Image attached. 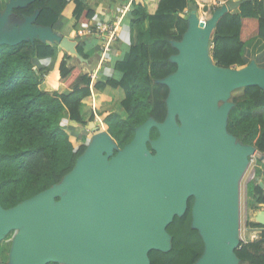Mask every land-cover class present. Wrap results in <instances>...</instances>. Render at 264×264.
<instances>
[{
  "label": "water",
  "instance_id": "water-1",
  "mask_svg": "<svg viewBox=\"0 0 264 264\" xmlns=\"http://www.w3.org/2000/svg\"><path fill=\"white\" fill-rule=\"evenodd\" d=\"M34 1L9 0L0 13V46L57 43L77 64H89L76 50L80 39L36 25L37 12L13 14ZM239 4L227 1L200 25L191 11L180 41H170L176 71L161 80L168 88L161 123L144 122L121 150L91 123L94 138L59 184L13 208L0 205V242L18 231L7 264H149L150 251L170 250L166 228L185 213L189 198L191 227L204 245L195 264H239V183L250 158L258 154L262 162L264 154L226 131L235 105L229 99L241 88L264 91V68L254 60L222 68L208 54L218 20ZM253 220L264 227V210Z\"/></svg>",
  "mask_w": 264,
  "mask_h": 264
},
{
  "label": "trees",
  "instance_id": "trees-1",
  "mask_svg": "<svg viewBox=\"0 0 264 264\" xmlns=\"http://www.w3.org/2000/svg\"><path fill=\"white\" fill-rule=\"evenodd\" d=\"M69 2L75 5L72 29L78 32L96 14L83 0H36L13 10V14L22 19L37 12L35 24L53 29ZM132 5L126 21L131 33L130 45L125 47L121 58L111 63L113 76L92 84L95 95L107 89L122 92L116 110L93 112L90 100L86 104L91 98V77L64 52L57 71L59 82L68 92H46L40 88L44 71L34 69L35 61L56 58L57 43L25 41L12 47L0 46V205L3 209L13 208L59 184L85 152L84 140L79 142L73 130L60 123L62 115L77 127V133L96 122L97 115L118 150L131 142L135 130L147 120L161 123L165 119L168 88L161 80L176 71L169 58L177 51L170 41H180L187 27L186 13L191 6L195 8V2L158 0L153 14L147 13L144 0ZM256 38L259 41L255 47L264 50V0H240L233 12L224 14L217 22L210 40L212 61L222 68L244 66L243 49ZM76 50L86 60L92 56V52H85L81 46ZM229 101L235 107L228 114L226 131L241 144L253 146L264 154V115L251 114L264 108V91L258 87L237 89ZM157 137V130L152 128L150 139ZM254 166L253 178L246 186L250 213L264 209L261 188L264 165L256 160ZM192 205L193 198H189L185 213L174 217L166 228L170 250L150 251L149 264H195L202 256L203 242L191 227ZM250 213L245 227L246 243H239L235 255L241 264H264V227L249 218Z\"/></svg>",
  "mask_w": 264,
  "mask_h": 264
},
{
  "label": "crops",
  "instance_id": "crops-1",
  "mask_svg": "<svg viewBox=\"0 0 264 264\" xmlns=\"http://www.w3.org/2000/svg\"><path fill=\"white\" fill-rule=\"evenodd\" d=\"M8 2L9 0H0V13L4 11L5 6L8 4ZM83 2L86 3L96 14L95 17L87 25H82L80 27V30L82 31L81 34L80 30L77 32L72 29V12L75 7L73 2H69V4L65 7L59 19V22L54 26L52 31L61 37H67L68 39L72 40L80 39L81 41L78 46H81V48L85 52H92V56L88 60L89 64L84 66H81L79 64L78 65L85 69V72L89 73V75L95 74V81H98L101 78H110L113 76L111 63L114 60L121 58L125 47L129 46L131 42L130 29L126 23L129 15L126 16L125 20L118 28L120 29V32H117L116 38L111 43L110 51L108 52V54H106L104 59L101 58L103 37L97 38L94 36L85 35V31L88 29H97L104 26L111 27L118 21L120 10L124 6H126L127 4L132 5L133 2L137 3L139 2V0H83ZM157 3L158 0H144V4L147 6V13L153 14L157 8ZM257 41H259V39L256 38L246 44L243 49L242 57L245 65L249 64L251 60H254L258 67L264 68V50H262L260 47H255ZM62 54L63 51L59 48L56 58H46L35 61L34 69H36L37 71L42 69L44 71L40 83V88L43 91L57 92L61 94L68 92L63 84L59 82V74L57 71L58 63L60 58L62 57ZM72 63L76 62L73 61ZM93 96H95V94H93ZM251 114L264 115V108L253 110L251 111ZM95 118H97L96 115ZM69 127V130H73L74 135H77L79 132H81L79 131L77 133L78 129L75 125L69 123ZM249 181L247 180L246 184H248ZM243 231H245V227L243 228ZM245 233L246 232L243 233V237L245 236ZM239 264L241 263L239 262Z\"/></svg>",
  "mask_w": 264,
  "mask_h": 264
},
{
  "label": "rangeland",
  "instance_id": "rangeland-1",
  "mask_svg": "<svg viewBox=\"0 0 264 264\" xmlns=\"http://www.w3.org/2000/svg\"><path fill=\"white\" fill-rule=\"evenodd\" d=\"M229 1V0H228ZM232 1H240V0H232ZM195 2V8L191 6L190 11L186 13V18H188L189 14L191 11H195L196 16L199 18H202L203 20H207L209 16L215 11L217 6H212L211 3L209 4H204L203 7L201 8L200 5H198ZM215 3V2H214ZM235 10L232 9L231 12ZM209 56H211V51H210V42H209ZM122 97V92L120 90H110L107 89L101 94H96L93 98H90L86 101V104H89L90 100V106L93 112L96 114L99 110H106V111H111V110H116L118 109V102ZM222 102L219 103V106H221ZM97 116V115H96ZM93 125L100 126L101 129H105L104 125L102 124L101 119L97 116L95 118ZM60 123L65 126L67 129H70L69 123L67 119L62 115L60 117ZM97 123V124H96ZM94 134L90 131V128L83 129L81 132H79L77 135L75 134L76 138L81 142L84 140V143L86 145H89L92 139L94 138ZM73 142H75V139H72ZM259 155L256 154L255 156L251 157V161L243 174L242 178L240 179L239 183V207H240V232L241 234L244 233L243 228H244V221L247 217V212L250 213L249 209L247 208V196H246V183L247 180H251L254 175V164L255 161L258 160ZM262 164L264 165V161H262ZM255 213V212H254ZM250 213L249 218L252 217L253 219V214ZM18 231H12L10 232L1 242H0V264H7L9 262V254H10V249L13 246V242L15 240V237L17 236ZM64 264V263H62Z\"/></svg>",
  "mask_w": 264,
  "mask_h": 264
},
{
  "label": "built area",
  "instance_id": "built-area-1",
  "mask_svg": "<svg viewBox=\"0 0 264 264\" xmlns=\"http://www.w3.org/2000/svg\"><path fill=\"white\" fill-rule=\"evenodd\" d=\"M196 3L198 5L201 6V8L203 7L204 4H209L211 3L212 6H217L220 7L221 5L225 4L227 1L224 0H195ZM215 2V3H214ZM133 10V6L131 4H127L126 6H124L121 10H120V16L118 21L112 25L111 27H99L97 29H88L85 31V35H90V36H94V37H103V45H102V49H101V58L104 59L106 54H108V52L110 51V46L111 43L114 41V39L117 36V30L118 28L121 26V24L123 23V21L125 20L127 15H130V13ZM91 84L89 86L90 91H91V96L92 98L94 97L92 94V84L95 81L96 75L95 74H91ZM251 161V159H250ZM250 163V162H249ZM264 208V206L262 207ZM263 210V209H261ZM260 211V210H259ZM248 219V212H247V218L244 221V227H246V221ZM247 232V228H245V231ZM257 238V237H256ZM240 242L246 243L245 239L243 237V234H241L240 232Z\"/></svg>",
  "mask_w": 264,
  "mask_h": 264
},
{
  "label": "bare ground",
  "instance_id": "bare-ground-1",
  "mask_svg": "<svg viewBox=\"0 0 264 264\" xmlns=\"http://www.w3.org/2000/svg\"><path fill=\"white\" fill-rule=\"evenodd\" d=\"M202 22L205 23V20H203L202 18H199L198 19V25H200ZM117 32L119 33L120 32V29L117 30ZM251 62V61H250ZM239 72V71H238ZM100 131H103L102 129Z\"/></svg>",
  "mask_w": 264,
  "mask_h": 264
},
{
  "label": "clouds",
  "instance_id": "clouds-1",
  "mask_svg": "<svg viewBox=\"0 0 264 264\" xmlns=\"http://www.w3.org/2000/svg\"><path fill=\"white\" fill-rule=\"evenodd\" d=\"M264 210V209H263ZM256 213V212H255Z\"/></svg>",
  "mask_w": 264,
  "mask_h": 264
}]
</instances>
